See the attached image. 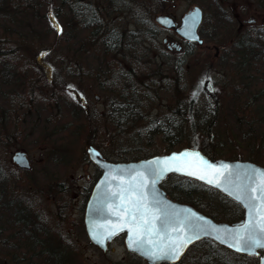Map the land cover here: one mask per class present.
I'll use <instances>...</instances> for the list:
<instances>
[{
	"label": "rangeland",
	"instance_id": "rangeland-1",
	"mask_svg": "<svg viewBox=\"0 0 264 264\" xmlns=\"http://www.w3.org/2000/svg\"><path fill=\"white\" fill-rule=\"evenodd\" d=\"M109 1L0 0V181L7 180L6 193L0 183V231L8 215L1 205L18 195L32 209L27 221L39 243L35 255L47 248L64 254L44 264H147L127 251L123 237L105 257L85 232L83 210L100 176L87 158L91 144L112 161L198 147L264 165V55L243 48L251 33L264 30V0ZM71 4L97 15L106 37L121 45L103 39L102 28H86ZM195 5L205 14L203 45L156 22L165 11L179 20ZM165 118L183 128L169 132L180 140L174 148L154 127ZM17 151L27 154L30 170L12 162ZM170 182L194 190L188 199L216 219L242 215L202 185ZM233 255L202 241L179 264H258ZM10 260L0 256L1 264Z\"/></svg>",
	"mask_w": 264,
	"mask_h": 264
},
{
	"label": "water",
	"instance_id": "water-1",
	"mask_svg": "<svg viewBox=\"0 0 264 264\" xmlns=\"http://www.w3.org/2000/svg\"><path fill=\"white\" fill-rule=\"evenodd\" d=\"M202 13V9L195 6L191 12L184 14L181 24H178L170 15H159L156 17V22L167 29H174L189 42L202 44L203 39L199 34V27L203 21ZM185 152L188 153L186 157L179 156L180 153ZM86 153L87 158L101 170V175L91 191L84 210L85 232L90 241L102 250L107 251L109 242H112L115 237L125 234L124 241L127 251L139 256L148 264H176L196 242L210 239L235 253L244 256H260L259 264H264V248H257L251 254L245 251L237 252L217 239L218 235H224L225 230H236L250 218L258 219L256 209H261L260 201H251L256 209L250 213V210L245 207L248 200L245 199L242 203L235 199V193L239 185L251 183L253 188L257 187L259 173L264 172V166L247 160L211 159L202 150L190 147L174 150L167 154H155V156L135 161L118 162L104 158L101 151L94 145H89ZM174 156L176 159H172ZM12 161L22 170L31 169L30 160L23 151L15 152ZM205 162L220 171L214 172L212 169H208ZM153 169L162 172L154 185L151 183L150 176ZM254 172L256 175L250 182L248 177L252 176ZM171 175L196 180L218 190L244 209V217L233 223L218 222L192 206L170 199L160 185ZM201 176H204V179H201ZM209 180L213 183H209ZM217 182L220 184L219 187L215 186ZM141 184L147 185V187L141 188ZM129 186L144 193L143 202L148 206V214L145 219L150 222L147 230H144L142 226L138 232L130 231V229L136 228V225L122 211V208L128 206L125 190ZM230 192L233 195H230ZM136 195L137 193H131V198ZM247 196L256 197L257 192L249 191ZM157 201H159V205H157ZM165 214L169 220L183 221V223H177L175 228L169 227L165 230L162 227ZM261 252H263L262 255Z\"/></svg>",
	"mask_w": 264,
	"mask_h": 264
},
{
	"label": "trees",
	"instance_id": "trees-1",
	"mask_svg": "<svg viewBox=\"0 0 264 264\" xmlns=\"http://www.w3.org/2000/svg\"><path fill=\"white\" fill-rule=\"evenodd\" d=\"M51 1L53 3L54 0H51ZM108 2L110 1L108 0ZM53 9L54 8H51V10ZM69 9L74 14V16L77 18V20L84 22L83 25L86 28L92 27L91 29H93L94 31H96L97 29L101 30L102 28V32H103L102 37H104L103 39L108 40L110 45L111 44L121 45L120 42L116 38L114 40V37L112 35H109L108 37H106V31H107L106 27L104 28V26L102 27L99 26L101 25V22L98 21L100 19L97 15L94 16V13L90 14L88 13V11H85V9L81 8V6L79 7L73 4L70 5ZM250 36H251L250 39L245 43L243 48L250 49L254 53V56L256 55V53L264 55V30L258 29L254 31L253 34L251 33ZM257 51H259L260 53H258ZM3 53L4 52H0V58L4 57L5 54ZM167 121H169L168 118H165L159 121L158 123L155 122L154 127L155 129L161 130L160 132H164L166 135L165 138L169 137V138H166V139L171 140L168 142L169 143L168 147L174 148L177 145H179L180 140L177 141L178 137H176V139L173 137H170L169 132L170 131L180 132V131H183V128L176 129L174 125L167 124L168 123ZM171 121H174V120H171ZM210 126L207 128V131L211 130ZM204 152L210 157H213V155H210L205 150ZM140 156H142V154ZM4 178H5V173L0 169V179H4ZM188 182H191V181H188ZM0 183L2 184L3 192L6 193L7 192V180H4L2 182L0 181ZM169 193H170V196H173V198H176V199L183 198L185 200H188V202L193 204V206H196L198 209L202 210L195 203L191 202L188 199L189 197L194 195L195 191L187 190L182 183H178L174 185V187L171 188ZM1 208L3 211H6L8 215H7L6 221L2 223L4 224L3 231L2 230L0 231V256L3 254L9 257L11 260H10V263L8 264H31L30 261L32 257L36 258V260H42L41 264H44L46 261L48 262L49 260L54 261L55 263H58L59 260H64L63 252L57 248H53V249L47 248V249L41 250L40 251L41 254L35 255L34 250L36 248V245H38L39 243L34 241L33 236H32V228L29 227V223L27 221V218L29 214L32 212V209L26 203L23 202L21 197L15 194L8 195L3 201ZM29 221H30V218H29ZM5 225L9 230V233L6 236H4ZM3 238H6L5 242L7 246L3 245L4 243ZM27 244H28V247L34 248L32 250V253L29 252L28 247L26 249V253L24 252L25 246ZM27 255H30L31 257L27 258L26 257Z\"/></svg>",
	"mask_w": 264,
	"mask_h": 264
},
{
	"label": "snow or ice",
	"instance_id": "snow-or-ice-1",
	"mask_svg": "<svg viewBox=\"0 0 264 264\" xmlns=\"http://www.w3.org/2000/svg\"><path fill=\"white\" fill-rule=\"evenodd\" d=\"M69 87L71 88V86ZM187 155L188 153L186 152L179 154V156L182 157H186ZM172 159H176V157L174 156ZM205 165L208 169H212L214 172L220 171L219 169H215L211 164H207V162H205ZM257 172H259V170H257ZM161 175L162 172H157L155 169L151 170V183L154 185L156 179H159ZM255 175L256 173L254 172L252 176L248 177L250 182L253 181V177ZM200 178L204 179V176H201ZM208 182L213 183V181L211 180H209ZM215 186L219 187L220 184L217 182ZM140 187L144 188L147 187V185L141 184ZM237 187L238 190L235 193V199L241 201L242 203L245 201V199H247L248 203H245V207L250 210V213L252 210L256 209V206L251 203L252 200H259L261 209H264V172L259 173V181L257 187L253 188L251 186V183L239 185ZM249 191H256L257 196L248 197L247 193ZM131 193H137V195L134 198H131ZM229 194L233 195L232 192H230ZM125 199L128 201V206L122 208V211H124L130 221L134 225H136V228L130 229V231L138 232L142 226L144 230H147V226L150 222L145 219L148 214V206L143 202V191L129 186V188L125 190ZM156 203L157 205H159V201H157ZM261 209H256V215L258 217L257 220H253L250 218L248 222L241 226V228L232 231L225 230L224 235H218L217 239H219L221 243L227 244L228 247L234 248L237 252L245 251L251 254L257 248H264V210ZM177 223L182 224L183 221L173 222L169 220L167 214H165V219L162 223V227L165 230L169 227L175 228ZM197 238L199 237L197 236Z\"/></svg>",
	"mask_w": 264,
	"mask_h": 264
},
{
	"label": "flooded vegetation",
	"instance_id": "flooded-vegetation-1",
	"mask_svg": "<svg viewBox=\"0 0 264 264\" xmlns=\"http://www.w3.org/2000/svg\"><path fill=\"white\" fill-rule=\"evenodd\" d=\"M243 22H244V21H242V22H238V23L241 24V23H243ZM241 27H243V26L241 25ZM167 41H168V39L164 40L165 43H167ZM178 51H181V50H178ZM122 236H123V235H122ZM120 237H121V236H120ZM109 251H112V252H113V249L111 248V245L109 246L107 252L102 251V253L104 254L105 257H107ZM107 260H110V259L107 258ZM111 264H114V263H111Z\"/></svg>",
	"mask_w": 264,
	"mask_h": 264
}]
</instances>
